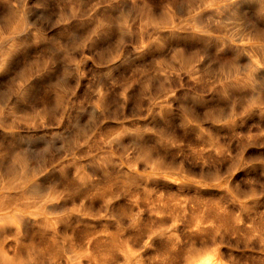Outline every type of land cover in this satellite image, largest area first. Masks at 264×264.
I'll return each instance as SVG.
<instances>
[{
  "label": "rangeland",
  "instance_id": "obj_1",
  "mask_svg": "<svg viewBox=\"0 0 264 264\" xmlns=\"http://www.w3.org/2000/svg\"><path fill=\"white\" fill-rule=\"evenodd\" d=\"M243 7L0 0V264H264V0Z\"/></svg>",
  "mask_w": 264,
  "mask_h": 264
},
{
  "label": "bare ground",
  "instance_id": "obj_2",
  "mask_svg": "<svg viewBox=\"0 0 264 264\" xmlns=\"http://www.w3.org/2000/svg\"><path fill=\"white\" fill-rule=\"evenodd\" d=\"M259 1H260V0H259ZM102 11H103V10H102ZM119 13H120V12H119ZM219 13H220V12H219ZM220 14H221V13H220ZM108 15H109V14H108ZM222 18H223V16H222ZM224 18H225V17H224ZM225 19H227V18H225ZM217 20L220 21L219 18H218ZM217 20H216V21H217ZM221 20H222V19H221ZM235 20H238V19H235ZM218 21H217V22H218ZM224 23H226V22H224ZM227 23H229V22H227ZM215 24H216V22H215ZM221 24H222V22H221ZM221 24H220V25H221ZM225 25H226V24H225ZM225 25H224V26H225ZM224 26H223V27H224ZM194 27H195V26H194ZM218 27H221V26H219V22H218ZM224 28H225V27H224ZM227 28H228V27H227ZM206 29H207V28H206ZM224 30H226V28H225ZM227 30H228V29H227ZM227 30H226V31H227ZM228 31H229V30H228ZM249 32H250V31H249ZM231 33H232V32H231ZM229 34H230V33H229ZM74 41H75V40H74ZM260 49H261V48H260ZM255 50H256V49H255ZM262 50H264V49H262ZM259 52H260V51H259ZM259 52H258V53H259ZM0 53H1V52H0ZM260 54H261V53H260ZM254 55H255V54H254ZM237 69H238V68H237ZM247 73H248V71H247ZM247 73H245V74H247ZM262 75H264V74H262ZM253 78H254V77H253ZM260 79H261V78H260ZM261 80H262V79H261ZM250 83H251V82H250ZM250 89H251V88H250ZM236 95H237V93H236ZM244 101H245V100H244ZM9 143H10V142H9ZM9 145H10V144H9ZM11 145H12V144H11ZM14 146H15V145H14ZM8 147H9V146H8ZM8 149H9V148H8ZM13 149H14V148H13ZM24 150H25V149H24ZM24 150H23V151H24ZM17 151H20V150L18 149ZM17 151H16V152H17ZM6 152H9V150L6 151ZM24 152H25V151H24ZM10 153H11V152H10ZM35 153H36V152H35ZM14 154H17V153H14ZM14 154H13V156H14ZM9 155H11V154H9ZM13 156H12V157H13ZM10 158H11V156H10ZM14 158H15V156H14ZM25 161H26V160H23L22 163H21V162L16 163V161H15V165H16V167H17V165H20V168H21L20 171H19V173L16 172V173H17V177H18L17 179H21V176H23V172H24V170H23V169H24V166H23V165L25 164ZM10 163H11V161H10ZM8 164H9V163H8ZM2 165H3V164H2ZM4 165H6V164H4ZM11 165H12V164H11ZM27 165H28V164H27ZM12 166H13V165H12ZM13 167H14V166H13ZM3 168H4V167H3ZM14 168H15V167H14ZM18 168H19V167H18ZM8 169H9V168L7 167V170H8ZM27 169H28V168H27ZM10 170H11V168H10ZM15 170H16V169H15ZM15 170H14V171H15ZM8 171H9V170H8ZM17 171H18V170H17ZM27 171H28V170H27ZM5 173H6V171H5ZM31 173H33V172H31ZM31 173L29 172V174H31ZM6 174H7V173H6ZM10 174H11V172H10ZM10 174H9V175H10ZM29 174H28V175H29ZM26 175H27V174H26ZM12 176H13V175H12ZM12 176H11V177H12ZM4 177H5V176H4ZM11 177H9V178L11 179ZM23 177H24V176H23ZM15 178H16V177H15ZM13 179H14V178H13ZM22 179H23V178H22ZM20 181H21V180H20ZM23 181H24V180H23ZM23 181H22V182H23ZM6 182H8V181H6ZM18 182H19V181H18ZM14 183H15V182H14ZM18 184H20V183H18ZM9 185H11V184H9ZM19 186H20V185H19ZM4 188H5V187H4ZM47 188H48V187H47ZM33 191L36 192V188H34ZM3 194H4V193H3ZM3 194H1V195H3ZM7 194H8V193H7ZM7 194H6V193L4 194L5 197H6ZM20 194H21V193H20ZM1 195H0V196H1ZM9 195H10V194H9ZM13 195H14V194H12V197H13ZM22 196H23V195H22ZM24 196H25V195H24ZM10 197H11V196H10ZM10 197H9V198H10ZM12 197H11V198H12ZM15 197H16V196H15ZM3 198H4V197H3ZM22 198H23V197H22ZM5 199H6V198H5ZM8 200H9V199H8ZM5 201H6V200H5ZM14 202H15V201H14ZM9 203H10V202H9ZM12 203H13V202H12ZM12 203H11V204H12ZM23 204H24V203H23ZM31 205H32V201H31ZM7 207L9 208V205H8ZM1 210H2V209H1ZM1 210H0V213H1ZM5 210H6V209H5ZM2 214H3V213H2ZM2 214H0V219L4 218L5 216H6V217H9V216H7V215H4V214L2 215ZM15 215L17 216V218H19V220H23V218H22L19 214H15ZM7 231H8V230H7ZM7 231H6V232H7ZM34 231H36V230H34ZM29 235H30V234H29ZM4 236H5V235H4ZM33 237H34V234H33ZM2 240H3V239H2ZM37 241H38V239H37ZM38 242H39V241H38ZM40 242H41V240H40ZM40 242H39V243H40ZM44 242H46L45 239H44ZM39 243H38V244H39ZM41 243H42V242H41ZM46 243H47V242H46ZM43 245H44V244H43ZM37 246H38V245H37ZM40 246H41V245H40ZM46 246H47V245H46ZM38 247H39V246H38ZM44 247H45V246H44ZM50 247H51V249H52V245H51ZM59 247H60V246H59ZM19 248H20V247H19ZM42 248H43V247H42ZM60 248H61V247H60ZM60 248H59V249H60ZM29 249H31V247H30V248H27V250H29ZM39 249H40V248H39ZM39 249H38V251H39ZM31 250H32V249H31ZM45 250H46V249H45ZM53 250H54V249H53ZM55 250H57V249H55ZM41 251H42V250H41ZM70 251H71V250H70ZM17 252H18V251H17ZM56 252H57V251H56ZM13 253H14V252H13ZM40 253H41V252H40ZM45 253H46V252H45ZM47 253H48V252H47ZM50 253H51V252H50ZM32 258H33V256H32ZM44 258H45V257H44ZM50 258H51V257H50ZM71 258H72V257H71ZM66 259H67V258H66ZM0 260H1V259H0ZM31 260H32V259H31ZM69 261H70V260H69ZM71 261H72V260H71ZM15 262H16V261H15ZM67 262H68V261H67ZM0 263H1V261H0ZM12 263H14V262H12ZM9 264H10V262H9ZM38 264H39V263H38Z\"/></svg>",
  "mask_w": 264,
  "mask_h": 264
},
{
  "label": "clouds",
  "instance_id": "obj_3",
  "mask_svg": "<svg viewBox=\"0 0 264 264\" xmlns=\"http://www.w3.org/2000/svg\"><path fill=\"white\" fill-rule=\"evenodd\" d=\"M230 2L233 3V4H236L238 2V0H230ZM244 2H245V0H239L240 10H241V15L242 16L244 15V12L248 11L247 9H244V7H243ZM244 18H245L246 23L248 21H251V22L255 23L257 25V27L264 26V17H258V16L255 15L254 12H252L249 16H245ZM210 52H211V50H210ZM93 103L95 104V106L97 108V111L100 113V115L103 116L104 109L102 107H100V104H99L98 100L94 101ZM216 247H217V261H216V264H227V262L224 261L219 255V252H218L219 246L217 245Z\"/></svg>",
  "mask_w": 264,
  "mask_h": 264
}]
</instances>
